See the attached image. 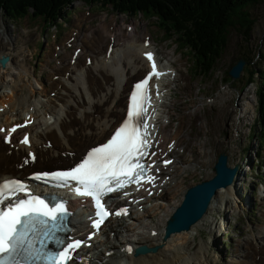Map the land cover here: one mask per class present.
<instances>
[{
    "label": "rangeland",
    "instance_id": "rangeland-1",
    "mask_svg": "<svg viewBox=\"0 0 264 264\" xmlns=\"http://www.w3.org/2000/svg\"><path fill=\"white\" fill-rule=\"evenodd\" d=\"M248 9L251 17L255 19L250 34L246 37L241 30L230 28L227 46L215 64L214 70L208 75L200 73V70L197 71L196 65L194 67L193 61L196 63V56L191 48L186 49L178 45L179 47L174 50L175 44H178L177 40L173 36L169 38L165 35L163 29L158 27L159 20L153 16L123 15L111 10L110 7H102L98 3L76 0L68 6L65 15L51 23L52 26L47 25L43 32L45 24L43 18L30 21L27 14L23 17L15 16V18L2 14L0 16V57L4 54L9 55L13 62L8 69L0 67V100H6L5 104L11 103L8 98L11 97L12 86L16 82L34 83L35 79L43 78L47 85L50 67L53 64L58 62L57 64L63 67L69 60L77 59L79 55L74 49L77 47L75 44L72 48L67 46L70 53L68 60L65 61L63 54L59 53L61 50L55 54V59L49 60L48 58L56 48L61 46L67 36L72 32L76 35L80 27L81 33L85 34L95 30L98 26L101 27H98L99 29L104 27L105 30L111 31L122 27L126 31L125 27L129 24L132 27L136 26L137 35L140 34L141 38L148 33L147 35L157 42L154 46L163 49L170 55L173 64L175 63L179 75L174 81L184 83L182 90L178 91V97L172 108L175 121H169L167 126L168 139L176 137L173 139L177 140L178 151L174 153L177 161L173 164V171L179 174L172 175L170 182L158 197H151L149 201L142 200L141 206L133 211L134 214L124 220L129 222L134 231H140V224L143 223L148 227L156 226L155 223L165 225L173 209L181 203L184 191L189 186L213 176L211 171L217 156L221 152H226L229 156V165L239 166L240 175L235 181L236 189L231 194L227 192L218 194L215 207L211 211L208 210L204 216V225L193 233L181 232L184 236L179 239L188 247L190 253L199 252L205 247L209 251L205 264H236L234 259L242 252L239 243L244 242L242 244L244 249L253 235H261L259 232L264 227V192L262 191L264 190V157L261 158V165L257 171L256 165L260 164L258 151L261 149L259 139L255 135L259 127V105L256 91L261 84V78L257 74L255 82L245 87L250 66L248 71L237 80H231L228 73L239 58L248 57V60H253L251 64H254L260 62V55L264 53V0L250 5ZM79 19L83 20L79 21ZM72 37L68 41L75 38V36ZM120 41L122 44L123 40ZM109 47L108 44L107 48ZM180 58L185 61L181 63ZM85 59L86 57L84 62ZM144 73L133 78L131 83L135 84ZM172 85L174 88L178 87L177 82ZM132 88L129 87L128 91ZM54 95L53 93L52 96ZM208 95H213L215 98L211 106L205 102ZM32 97L33 95L31 99ZM4 106L0 108V119L6 120L9 117V125H12L16 121L10 120L11 112L5 113ZM16 108L21 114L19 120H22L23 113L28 112V109L31 110L32 106ZM177 108H180L181 114H178ZM30 115L29 124H32L35 130L39 125L32 122L38 117L32 113ZM262 154L264 155V149ZM58 165L63 166L62 169L74 166ZM36 168L44 167L38 165ZM137 214L144 216L140 218L141 223L134 220ZM115 221L117 220L112 221L105 229L100 237L102 241L107 240L108 236L114 237L113 229L115 230L116 226H113V223ZM146 230L144 235L148 237L150 234ZM137 231L135 234L139 235ZM154 235L151 234V237ZM168 239L164 241L163 235L162 244L149 247H159L157 250L159 251L167 246ZM177 239L174 240L177 241ZM132 240L134 242L133 238ZM126 241L119 240L117 246L125 244ZM144 243L143 245L148 246ZM108 244L110 242L105 243V246ZM137 246L139 245L136 243ZM120 253L121 251H115V255ZM118 257H114L113 260H120Z\"/></svg>",
    "mask_w": 264,
    "mask_h": 264
},
{
    "label": "bare ground",
    "instance_id": "bare-ground-1",
    "mask_svg": "<svg viewBox=\"0 0 264 264\" xmlns=\"http://www.w3.org/2000/svg\"><path fill=\"white\" fill-rule=\"evenodd\" d=\"M128 25L125 27L128 33L122 27H117L116 30L111 28V31L105 30L104 27L99 29L101 27L98 26L99 28L96 27L95 30L82 34L81 27L78 28L76 35L72 32L67 36L61 46L56 48L48 58L55 59V54L61 50L59 53L63 54L65 61L68 60L70 53L67 42L70 37L75 36L73 44L81 46L82 49L75 63L69 60L63 67L57 64L58 62L57 65L53 64L50 67L47 85L43 78L35 79L34 83L26 81L22 83V80L21 83L16 82L12 86V92L10 91L11 97L8 98L11 103L5 104L6 100H0V107L5 104L4 112L7 114L11 112L10 120L16 121L9 125V117L6 116L8 118L6 120L0 119V129L3 130L0 131V181L12 175L29 174V171L36 169L38 165L56 170L63 167L58 164L77 165L91 149L102 144L111 135L125 115L128 90L133 78L145 72L140 82L150 71L149 63L142 53H154L151 47L143 43L148 33L141 38L140 34L137 35L136 26ZM120 40H123L122 44ZM108 44L109 48H107ZM57 60L59 61L58 58ZM12 62L10 61L7 69ZM167 62L168 65L173 64L172 60L168 59ZM168 65H158V68L165 69ZM173 67V74L178 76L176 66ZM167 80L168 77L163 76L164 83L159 86L150 85L154 103L149 102L148 113L159 106L172 105L174 102L167 96L169 89L165 85ZM31 95H33L32 99ZM27 105L34 108V114L38 117L32 123L39 125L33 130L32 124H29V113H32V110L28 109V112L23 113V118L28 114L27 118L23 119L28 121V124L23 125L20 132H30V145L20 142L6 144L4 142L6 130L20 121L21 114L16 107ZM154 129V126L149 125V132ZM31 152L33 156L30 155ZM178 174L177 171L173 172L174 176ZM235 187H237L236 182L220 189L217 195L226 192L231 194ZM217 195L213 198L209 211L215 207ZM72 203L77 204V200H72ZM89 215L87 207H84L77 210L73 216L72 220L79 234L86 230ZM207 215L209 216V213ZM142 217L144 216L137 214L134 220L141 223ZM155 225L148 227L145 223L140 224V231L136 230L139 234L137 235L129 222L124 219L117 221L113 223V226H116V229H113L114 237L108 236L105 241L100 239L97 241L98 245L95 243L92 248H82V254L75 258V262L76 264H205L209 254L205 247L199 252L190 253L188 247L179 239L184 236L183 233H174L176 235L171 234V237H167L164 235V223L161 225L155 223ZM202 225H204V218L197 222L188 233H193ZM146 229L150 234L148 237L144 235ZM259 233L261 235H253L249 239L244 249L242 246L244 242L239 243L242 252L236 258L234 257L236 264H264V227ZM151 234H155L154 237H151ZM163 235L164 241L170 237L166 241L168 243L166 247L156 252L134 254L136 243L139 246L144 242L148 246L162 244ZM175 238H178L177 241L174 240ZM119 240L127 241L117 246ZM107 242L110 244L105 246ZM115 251H121V253L115 255ZM117 256L120 260H113Z\"/></svg>",
    "mask_w": 264,
    "mask_h": 264
},
{
    "label": "snow or ice",
    "instance_id": "snow-or-ice-1",
    "mask_svg": "<svg viewBox=\"0 0 264 264\" xmlns=\"http://www.w3.org/2000/svg\"><path fill=\"white\" fill-rule=\"evenodd\" d=\"M147 61L151 63V70L145 78L134 86L130 97L127 116L121 126L116 129L107 143L91 149L81 163L75 167L54 173L38 175L37 179L55 180L67 186L69 182H76L75 192L79 196L89 197L94 201L95 216L99 219L92 221L97 231L109 215H121L120 211L111 213L105 207L104 198L110 193L120 191L128 184L139 183L147 172L155 165L145 164V159L154 156L150 153L153 145L148 140V103L150 101L149 82L154 77L163 75L157 71L154 54L144 53ZM15 126L11 131H16ZM0 131H3L0 129ZM22 143H28L25 136ZM171 148V145L169 146ZM171 161H164L165 165ZM159 171V169H156ZM151 182L155 177L148 176ZM25 192L26 187L20 181L6 180L0 182V205L16 192ZM126 211V210H122ZM67 209L60 203L49 207L44 200L29 196L18 199L14 204H7L0 208V264H68L73 259L72 252L79 249L86 241L74 240L66 242L58 235L65 231L64 217ZM42 234L41 247H35L34 239L30 235L37 234V227ZM91 233L89 239H91ZM63 246L59 251L48 250V242ZM131 251V249H128Z\"/></svg>",
    "mask_w": 264,
    "mask_h": 264
},
{
    "label": "trees",
    "instance_id": "trees-1",
    "mask_svg": "<svg viewBox=\"0 0 264 264\" xmlns=\"http://www.w3.org/2000/svg\"><path fill=\"white\" fill-rule=\"evenodd\" d=\"M74 1L76 0H0V16L3 14L6 17L15 18V16L31 13L33 18L43 17L49 22L47 25L52 26L51 23L65 15L68 6ZM85 1L110 7L111 10L123 15L155 17L159 20L158 27L163 29L165 35L174 36L180 46L189 47L194 51L197 71L200 70V73L208 75L214 70L215 64L227 46L230 28H237L248 37L255 23L248 7L263 0ZM31 9L32 12H30ZM260 57V62L254 64H251L253 60H248V57L241 58L247 61L243 73L248 71L249 66L251 67L246 77L245 87L255 82L257 74L261 78V84L256 91L260 118L255 135L262 149L264 147V53H261ZM227 79L230 80L228 77ZM259 154L261 155V152Z\"/></svg>",
    "mask_w": 264,
    "mask_h": 264
},
{
    "label": "water",
    "instance_id": "water-1",
    "mask_svg": "<svg viewBox=\"0 0 264 264\" xmlns=\"http://www.w3.org/2000/svg\"><path fill=\"white\" fill-rule=\"evenodd\" d=\"M9 57L0 58V64L5 66ZM247 65L244 58L239 59L229 70L232 80L239 79ZM240 175L239 166L229 165V156L221 152L213 168V176L189 186L183 193L181 203L176 206L166 220L164 235L167 237L174 233L190 231L192 227L202 220L208 212L209 206L218 191L234 184ZM158 247L146 245L137 246L135 255L156 252Z\"/></svg>",
    "mask_w": 264,
    "mask_h": 264
}]
</instances>
